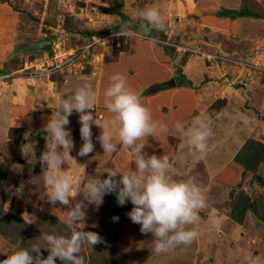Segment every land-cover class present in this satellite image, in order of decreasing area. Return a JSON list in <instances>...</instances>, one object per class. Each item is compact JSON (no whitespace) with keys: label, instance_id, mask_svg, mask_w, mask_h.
<instances>
[{"label":"rangeland","instance_id":"1","mask_svg":"<svg viewBox=\"0 0 264 264\" xmlns=\"http://www.w3.org/2000/svg\"><path fill=\"white\" fill-rule=\"evenodd\" d=\"M7 2H10L13 10L20 14L19 20L25 19L31 24L33 27L32 36H35L34 32H39L42 39L50 38L51 44L58 42L60 46L64 45L67 50L73 49L74 58H71L68 61L70 63L64 68L70 70V67L76 66L79 71L94 68L92 66L94 58L100 59V62L105 59L107 61V58L114 59L113 55L118 54V50L127 48L128 40L135 37L121 36L120 30L117 27L113 28V24L123 20L122 14L141 23L134 13L146 6H151L150 0H0V9L3 6L8 8ZM162 2L169 4L167 7H158L166 21V30L154 32V34L159 41L157 44L163 47V53L170 55L174 60L175 78L181 82L178 86L189 85L193 89H197L201 88L205 82L204 78L202 81L197 80L195 84L190 81L189 84L180 75V64L189 55L198 53L194 43L197 41L201 43L202 35L207 33L208 23L210 29L219 28V25L224 23L220 28L223 29L221 33H227L224 32L225 30L231 32L228 27L236 24L240 29L237 42L231 39L232 37L216 35L220 32H211L213 46L217 45L215 43L223 42L225 55H230L229 51L241 53L242 55L237 58L239 63H236L240 66H245L242 63L246 64V61L249 63V60H246L248 56H255V64L258 65L252 72L259 73L261 71V67L264 66V0H162ZM5 11L1 10L0 13L3 14ZM9 11L11 12L9 15L0 19V35L1 28L9 32L15 31V33L23 34L24 30L19 31L21 28L19 30L11 28L13 21L19 20L11 10ZM221 11H227L226 15L220 16ZM106 14H115V17H107ZM101 21L103 22L101 23ZM216 21L221 24L212 23ZM204 23H207L206 26ZM249 23H251L254 32L242 35L248 30L244 26ZM236 28L234 27V31ZM105 35H107V39H101ZM164 39L169 41L168 44H162L161 41ZM141 43L143 44V42ZM51 44L47 50L48 56L43 60L49 59L52 50ZM19 47L20 45L14 46L12 53L28 58L33 55H42L41 51H44H19ZM105 52L107 54H104ZM98 53L102 54L101 58L96 56ZM211 59L213 58L211 57ZM57 72L59 70L54 73ZM261 72L260 79L262 77L264 80V72ZM239 77L242 79L241 75ZM249 79L252 80L250 76ZM3 80L9 82L6 79ZM175 86L163 88L165 92L170 91L165 94L167 97L172 96L171 89ZM241 87L242 97L245 95L246 98H249L246 86L241 84ZM160 93L162 94H158V98L161 100L165 95L163 92ZM212 97L214 99V96ZM254 99L252 97V100ZM257 100L253 103L258 102ZM220 104L222 106V101L219 99L212 108L214 112L208 109L206 113L212 135L217 133L224 136L220 135L222 139L220 137L218 140V144L221 140L224 141L222 144L223 153H218V148H214L215 152L209 154L208 159H204L203 165L207 169L205 171L204 168H199V165L191 168L195 161L189 149H183L178 158H180L179 160L186 158L191 166L185 164L189 169L184 174L175 173L178 180L186 179L189 176L195 177L206 190L207 206L199 213L201 217L198 225V230L201 233L199 238L189 246L181 245L166 253L155 254L152 251L153 235L141 233L140 225L132 223L130 218V222L124 224L127 216L124 220H111L110 223H107V233L100 232L98 227L102 220V205L97 207L90 204V207L86 208V221L73 227L76 230L96 232L104 242L93 247L88 244L83 246L80 255L85 258V264H245L244 255L249 252L264 256V162L255 163L254 158H251L252 161L249 162L250 158L241 155L240 162H249L250 165L248 164V168L241 171L242 166L236 164L235 166L240 172L239 176L226 175L227 177H222L212 173L220 157L216 156V153L223 155L226 160L235 151L237 143L245 145V150L241 152L246 153L248 149L258 151V147L248 143L251 141L250 138H246L248 129L237 121L236 116H233L236 106L226 103L227 106H222L226 109L222 111ZM168 106L171 104L166 99L160 102L159 112L162 115L158 117L160 123L166 124L163 116L172 114V111L167 109ZM251 111L256 116L254 120L262 119L264 121L261 109ZM246 123L252 124V121H246ZM171 127L167 125L168 134L174 131ZM15 138H18L17 135ZM169 141L171 145L174 144L172 139ZM179 143L182 144L183 140L181 139ZM175 146H177L176 143ZM8 160L5 153L0 154V166H2L0 169V209L11 216L6 218L7 221L0 223V260L11 252L13 245L19 239L23 247H30L32 244L39 243L38 238L41 231L56 232L61 235L70 234V230L64 224L68 207L59 202L55 205L48 202L43 194L45 188L40 186L38 176L35 175L36 168L27 163L21 165V168H17L19 169L17 172L16 169L10 167ZM232 160L234 161L235 158ZM170 162L175 165L173 158H170ZM107 167L115 168L114 162L107 163ZM198 170H201L200 173ZM122 212L123 207H120L115 217L121 216ZM1 215L3 216V214ZM131 224L133 228H131ZM48 254L47 249L43 247L40 249L41 258H47ZM32 255L35 256L36 253H32ZM56 264H64V262L57 258Z\"/></svg>","mask_w":264,"mask_h":264},{"label":"crops","instance_id":"2","mask_svg":"<svg viewBox=\"0 0 264 264\" xmlns=\"http://www.w3.org/2000/svg\"><path fill=\"white\" fill-rule=\"evenodd\" d=\"M6 5L15 17H17V20H19L20 14H17V12L13 10L14 8H12L11 3L7 2ZM150 5H156L159 8H163L164 6L167 7L169 4L163 3L162 0H150ZM8 8H5L4 6L1 7L0 11L6 10L7 14L6 11L3 14L0 13V19L11 13ZM106 15L111 18L115 17V14ZM19 21H17L18 23L13 21L11 28L13 30H19L21 28L19 31L24 30L23 34L15 33V31L9 32L6 31V29L1 28L0 154L5 153L9 158L8 164H10V167L14 170L16 169V171L19 170L17 168H21V165L23 166V164L30 163L33 165V167L36 168L35 170H37L35 175L38 176L40 186L45 188L43 194L46 198L47 188L43 182V169L39 157L47 149V132L45 129L48 119L51 117L52 112L55 111L56 101L59 97L63 95L66 96L74 91L77 85L85 81L92 83L98 97L94 106V118L95 116L97 117L95 123L103 126L106 122L113 119V115L108 112L104 105L103 93L110 84V77L116 73H120L126 77L128 84L140 95L145 106L151 109L154 120L159 122L158 117L161 115L159 112L160 102H163L165 99L170 102L171 106H168L167 109H170L172 114L163 117L166 121L165 125L172 126L171 128L174 129L173 133L168 134V128L167 132H157L153 137H147V142L143 151L149 156L155 154L157 156L167 155L169 159L173 158V160H175V165L173 164V168L175 169L173 174L174 179H178L177 176H175V173L184 174L188 171L189 167L185 166V164L191 166L186 158L182 160H179L180 158H178L179 153H182L183 149L188 148H186L187 146L183 149L179 147L181 146L179 143L181 137L176 132L174 123L176 121H181L188 125L195 116H201L207 121L208 115L206 111H208V109L212 110L219 99L222 101V106H227L226 103L231 106L233 104L236 106V112H234L235 114H233V116H236L237 121H239L243 127L248 129L246 138L264 144V121H262V119L254 120L256 119V116L251 111L253 109H261L263 112L262 116L264 117V80H262V77L260 79L259 75L262 73L261 71L264 72V66L261 65L262 67L259 73H253L252 71H254L258 65L255 64V56H248L246 60H249V63L246 61V64L245 62L242 63V65L245 66H240V64L238 65L236 63L238 62L237 58L242 55L241 53L229 51L230 55H225L226 53L223 51L225 48H223V42L215 43L217 44L215 46H213L214 43L212 42L211 32H220L216 35L221 37L225 36L227 38L232 37L231 39L236 40L237 42V35L240 34V29L236 24H228L230 25L228 30L231 32L225 30L224 32L227 33H221L223 29L220 28L224 23L221 24L219 21L212 22L221 25H219V28L215 27L211 29L209 28L210 26L208 23V27L206 28L207 33L205 32L201 38L202 44L198 41L194 43L200 54H191L183 60L182 64H180L181 74L184 75L185 79L195 84L197 83V80L202 81L205 78V82L201 88L193 89L189 85H177L174 60L170 55L163 53V47H160L157 43L153 45L148 42V40L139 38H130L128 40L127 48L118 50V54L115 56L113 55L114 59L107 58V61L106 59H101L102 61L100 62V59L94 58L92 60L94 63L92 66L94 68H89L88 70L83 71L81 69L79 71L78 67L72 66L70 67V70L64 68L59 72L50 75L31 77L23 76L24 74L21 73L22 70L31 71L30 69H35L40 61L47 57L48 54L47 51H41L42 55H33L28 58L23 57V55L12 53L14 46L20 45L18 50L21 51L20 48L27 45L30 41L42 39L39 32H34L35 36H32L31 33L33 27L28 21L26 22L25 19ZM207 21L211 22L210 20ZM102 22L103 21H101V23ZM119 24L120 22L113 24V28L117 27L119 30ZM204 24L206 26L207 23ZM234 27H237L235 31ZM244 27H247L248 30L242 35L250 34L253 29L251 23ZM253 32L254 31H252V33ZM169 38L170 35L167 39L169 40ZM168 40L165 41L164 39L163 41H160L162 44H168ZM141 42H143V44ZM24 43L26 44L24 45ZM112 48L114 49V47ZM213 51H215V53H213ZM104 54L107 53L105 52ZM96 56L101 58L102 54L98 53ZM211 57L213 59H211ZM250 61H253V63H250ZM95 62L100 63L97 64ZM5 75H10V78L6 79L9 82H4L5 80H3V76ZM240 75L242 76V79L239 77ZM249 76L252 80L249 79ZM170 79H173L176 82L175 88L172 87L173 89H171L172 96L167 97L165 94L170 91L165 92V89L163 88V90H157V92L150 91L155 85ZM241 84L246 86L250 95L249 98L247 97L248 99L244 94V97H242ZM252 89L253 92H251ZM160 92H163L165 95L161 100L158 98V94H162ZM212 96H214V99H212ZM252 97L255 99L252 100ZM255 100L258 102L253 103ZM240 104L242 105L241 107ZM222 106L220 104V108ZM221 109L224 111L226 108L222 107ZM212 112L214 111L212 110ZM69 121L70 123L66 126V130L70 131L74 142V148L70 155L76 158L79 164L85 165L86 173H81L85 178L87 175H100L102 179L107 178V173L103 171L109 162H114L115 168L119 169L121 172L127 171L129 167L133 170L135 169L134 162H131V155L123 146H120L119 151L110 156L104 155L103 149L97 140L102 129L96 124L91 126L92 139L95 145L94 152L86 157L77 156V152L83 143L79 131V114L73 112L69 117ZM246 121H252V124H248ZM14 135H17L18 138H15ZM220 135L221 134L218 135L217 133H214V135L211 136L212 138L208 141L206 152L196 153L195 155L192 154L195 164L191 168L199 165V168L202 167L203 169L204 159H208L209 154L214 153V148L216 147L218 148V153H223L224 148L222 144L224 141L221 140L218 144V140L223 134ZM169 139L173 140V145L169 143ZM175 143L178 147L175 146ZM243 144L244 143H237L235 151L231 157L226 160L223 155L216 153V156L219 155L220 157L217 161V166L215 170H212V173L222 177L226 175L239 176L240 172H238V167L235 166L237 163L232 159L235 158V156L244 148L245 145L243 146ZM62 167L67 169L68 165H63ZM206 170L207 169H205V171ZM198 171L200 173L201 170ZM82 199V196L77 197V201ZM73 202L75 203L76 201ZM88 207H90V204ZM85 219L84 221H86ZM124 222V224L130 222L128 216ZM130 226L133 228L132 224Z\"/></svg>","mask_w":264,"mask_h":264},{"label":"clouds","instance_id":"3","mask_svg":"<svg viewBox=\"0 0 264 264\" xmlns=\"http://www.w3.org/2000/svg\"><path fill=\"white\" fill-rule=\"evenodd\" d=\"M134 16L141 23L123 22L119 25L120 35L148 40L153 45L158 43L153 32L166 30V21L158 7L146 6ZM97 99V93L88 81L59 97L45 129L47 149L39 157L47 200L50 204L59 202L68 207L64 224L70 234L41 231L39 243L30 247H23L19 239L0 264H56L57 258L64 264H85V258L80 255L83 246L93 247L104 241L96 232L76 230L73 226L84 221L89 204L98 207L103 196L113 192L120 206L131 202L133 207L126 215L132 223L140 225L141 233L153 235L152 251L155 254L166 253L181 245L189 246L199 238V213L207 206L206 190L193 176L174 179L173 164L167 155L149 156L143 151L147 137L167 132V125L153 119L151 109L120 73L110 77V84L103 93L104 105L113 115V119L103 126L95 123ZM73 112L79 114L83 141L77 156L86 157L94 152L91 126L96 124L102 129L97 140L104 155L110 156L123 146L131 155L135 169L129 167L121 172L117 168H105L103 172L107 173V178L102 179L100 175L85 178L81 174L86 173L85 165L70 155L74 142L66 126ZM174 128L183 140L182 149L187 146L193 155L206 152L212 130L205 118L195 116L188 125L176 121ZM63 165H68L67 169ZM78 196L83 199L77 201ZM112 219L118 221L119 218L114 216ZM42 247L49 252L47 258H41ZM244 262L264 264V256L249 252L244 255Z\"/></svg>","mask_w":264,"mask_h":264},{"label":"trees","instance_id":"4","mask_svg":"<svg viewBox=\"0 0 264 264\" xmlns=\"http://www.w3.org/2000/svg\"><path fill=\"white\" fill-rule=\"evenodd\" d=\"M227 12V11H225ZM225 12H220L219 15L220 16H224L226 15ZM250 16V15H249ZM122 17H123V20H121L120 24H122L123 22H127V21H131L133 24H139L137 21H134V20H131L130 18H128L126 15H123L122 14ZM153 36H155L154 32H153ZM180 71V70H179ZM181 72V71H180ZM182 75V74H180ZM183 79L185 81H187L189 84H190V81L185 79L184 75H182ZM177 82V85H179L181 82L179 80L176 81ZM248 143H252L254 145V147H258V151H252V149H248L246 150V153L244 152H241V151H244L245 147L235 156V162L242 166L241 167V171L242 169L245 170L246 168H248V164L251 160V158H254V161L255 163L258 162V163H261V162H264V144H261L257 141H254V140H251L249 141ZM243 155L244 157H248L250 158L249 159V162H240L239 160V157ZM250 165V164H249ZM2 168V166H0V169ZM3 173H4V170H3ZM5 174V173H4ZM117 179H119V176L117 177ZM102 209H101V214H102V220H101V223L98 227V230H100V232L102 231H105L107 233V223L111 222V220H113L112 218L114 216H116V213L117 211H119L120 207H123V212L121 214V216H119L118 220H124V218L127 216L126 214L128 212H130V210L132 209L133 205L131 204L130 201L126 202L125 205L123 206H120L118 203H117V198H116V194L113 192V193H106L105 196L103 197V202H102ZM3 214V216L1 215ZM10 215H8L7 213L1 211L0 209V223H2L3 221L5 222V220L7 221L6 218H8ZM11 217V216H10ZM107 236V235H106Z\"/></svg>","mask_w":264,"mask_h":264},{"label":"built area","instance_id":"5","mask_svg":"<svg viewBox=\"0 0 264 264\" xmlns=\"http://www.w3.org/2000/svg\"><path fill=\"white\" fill-rule=\"evenodd\" d=\"M92 38L94 39V36H92ZM101 39L106 40L107 35L102 36ZM51 45H52L51 46L52 50L50 51L49 59L46 58L45 60L40 62L35 69L31 71H23L22 72V74H24L23 76L31 77V76H40V75H50L55 71L62 70L64 67H66V65H68V63H70L68 61H70L71 58H74V54H72L73 49L67 50L65 49L64 45L60 46L58 42L52 43ZM9 76L10 75H5L3 76V78L9 79L10 78Z\"/></svg>","mask_w":264,"mask_h":264},{"label":"water","instance_id":"6","mask_svg":"<svg viewBox=\"0 0 264 264\" xmlns=\"http://www.w3.org/2000/svg\"><path fill=\"white\" fill-rule=\"evenodd\" d=\"M50 44H51V39L47 37L45 39H37V40L30 41L27 45L23 46L20 50L21 51H32V50L47 51ZM174 85H175V81L173 79H170L168 81L155 85L150 91H157L162 88H165L168 86H174Z\"/></svg>","mask_w":264,"mask_h":264}]
</instances>
